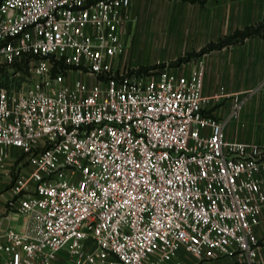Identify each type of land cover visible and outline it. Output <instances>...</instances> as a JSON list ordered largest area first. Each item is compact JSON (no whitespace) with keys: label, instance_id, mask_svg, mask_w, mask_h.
Returning <instances> with one entry per match:
<instances>
[{"label":"built area","instance_id":"2783aa9c","mask_svg":"<svg viewBox=\"0 0 264 264\" xmlns=\"http://www.w3.org/2000/svg\"><path fill=\"white\" fill-rule=\"evenodd\" d=\"M131 3L0 0L1 264H261L263 150L203 112L202 60L116 63Z\"/></svg>","mask_w":264,"mask_h":264},{"label":"crops","instance_id":"0c3cea01","mask_svg":"<svg viewBox=\"0 0 264 264\" xmlns=\"http://www.w3.org/2000/svg\"><path fill=\"white\" fill-rule=\"evenodd\" d=\"M189 7L192 33L183 43L185 52L199 50L208 42L264 19V0H191ZM128 51L127 47L125 53L117 56V64H128ZM200 60L205 66L203 112L222 121L230 140L258 145L264 153V37H248L174 68L187 72ZM9 197L0 193V234L9 225L20 227L24 220L22 215H9ZM257 232L264 242V209ZM184 258L185 264H238L240 259L238 255H226L198 260L188 254ZM258 260L264 264V244ZM52 264L75 263L64 249Z\"/></svg>","mask_w":264,"mask_h":264},{"label":"rangeland","instance_id":"374dc122","mask_svg":"<svg viewBox=\"0 0 264 264\" xmlns=\"http://www.w3.org/2000/svg\"><path fill=\"white\" fill-rule=\"evenodd\" d=\"M190 2L132 0L127 10L129 17L123 27V36L129 50V65L142 71L164 67L161 64L178 67L171 64L179 56L185 55L183 43L191 38L192 33ZM19 156L16 160L11 159L6 168L0 169V193L11 195L7 189L20 168L18 161L22 157Z\"/></svg>","mask_w":264,"mask_h":264},{"label":"trees","instance_id":"16d2710c","mask_svg":"<svg viewBox=\"0 0 264 264\" xmlns=\"http://www.w3.org/2000/svg\"><path fill=\"white\" fill-rule=\"evenodd\" d=\"M253 36L264 37V19L258 21L255 24L247 25L244 28L236 29L233 33L227 34L217 41L208 42L199 50L188 51L185 53V55L179 56L171 65L180 66L183 63L191 61L194 58H198L207 52L215 49H222L225 46L244 42L246 38ZM55 66L56 70L64 69L66 67V64L62 60H59L56 61ZM160 66H165V64H161Z\"/></svg>","mask_w":264,"mask_h":264}]
</instances>
